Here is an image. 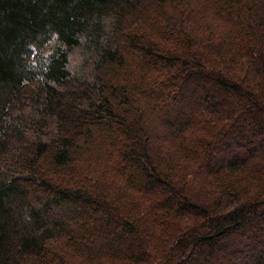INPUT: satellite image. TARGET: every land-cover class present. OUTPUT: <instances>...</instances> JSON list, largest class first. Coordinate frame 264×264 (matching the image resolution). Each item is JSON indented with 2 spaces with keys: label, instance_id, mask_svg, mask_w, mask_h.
<instances>
[{
  "label": "trees",
  "instance_id": "16d2710c",
  "mask_svg": "<svg viewBox=\"0 0 264 264\" xmlns=\"http://www.w3.org/2000/svg\"><path fill=\"white\" fill-rule=\"evenodd\" d=\"M0 264H264V0H0Z\"/></svg>",
  "mask_w": 264,
  "mask_h": 264
},
{
  "label": "rangeland",
  "instance_id": "374dc122",
  "mask_svg": "<svg viewBox=\"0 0 264 264\" xmlns=\"http://www.w3.org/2000/svg\"><path fill=\"white\" fill-rule=\"evenodd\" d=\"M87 59L89 58L83 48L81 46H75L69 51L67 68L71 74L85 77L89 74L91 68V62ZM148 121L149 119H146L144 124H147ZM42 132H44V130ZM150 144L153 145L154 140H151Z\"/></svg>",
  "mask_w": 264,
  "mask_h": 264
}]
</instances>
